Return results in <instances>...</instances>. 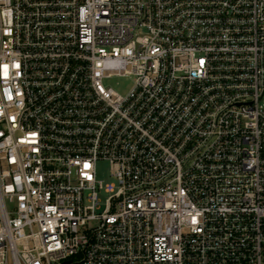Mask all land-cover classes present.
<instances>
[{"label":"built area","instance_id":"2783aa9c","mask_svg":"<svg viewBox=\"0 0 264 264\" xmlns=\"http://www.w3.org/2000/svg\"><path fill=\"white\" fill-rule=\"evenodd\" d=\"M0 264H264V0H0Z\"/></svg>","mask_w":264,"mask_h":264},{"label":"rangeland","instance_id":"374dc122","mask_svg":"<svg viewBox=\"0 0 264 264\" xmlns=\"http://www.w3.org/2000/svg\"><path fill=\"white\" fill-rule=\"evenodd\" d=\"M104 85L111 87L118 91L120 94H127L134 86V78L127 77H112L104 80ZM97 178L104 181V183L113 182L114 179L110 174V163L108 161H99L97 163Z\"/></svg>","mask_w":264,"mask_h":264}]
</instances>
